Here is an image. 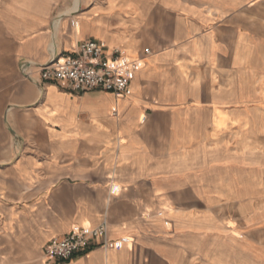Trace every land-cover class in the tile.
Instances as JSON below:
<instances>
[{
	"label": "crops",
	"instance_id": "crops-1",
	"mask_svg": "<svg viewBox=\"0 0 264 264\" xmlns=\"http://www.w3.org/2000/svg\"><path fill=\"white\" fill-rule=\"evenodd\" d=\"M0 22L20 76L5 92L0 264H187L224 194L253 190L236 152L256 123L264 140V0H0ZM87 39L141 57L124 96L20 73ZM102 222V243L42 258Z\"/></svg>",
	"mask_w": 264,
	"mask_h": 264
},
{
	"label": "rangeland",
	"instance_id": "rangeland-1",
	"mask_svg": "<svg viewBox=\"0 0 264 264\" xmlns=\"http://www.w3.org/2000/svg\"><path fill=\"white\" fill-rule=\"evenodd\" d=\"M56 18L53 17L51 26ZM19 79L0 22V166L5 164L6 151L15 146L4 116L5 92ZM245 133L237 143L236 164L238 173L247 168L252 174L253 190L224 194L221 206L213 211L217 226L209 233L200 253L190 256L187 264H264V140L260 138L262 129L258 123Z\"/></svg>",
	"mask_w": 264,
	"mask_h": 264
},
{
	"label": "built area",
	"instance_id": "built-area-1",
	"mask_svg": "<svg viewBox=\"0 0 264 264\" xmlns=\"http://www.w3.org/2000/svg\"><path fill=\"white\" fill-rule=\"evenodd\" d=\"M149 53V49H144L143 54ZM141 61L139 56L129 57L122 47L107 51L100 41L87 39L67 53L52 50L43 63L23 61L19 69L23 77L32 81L67 82L74 93L101 89L122 97L141 67ZM105 232V222H102L94 228H74L63 236H54L46 243L42 258L68 260L102 243Z\"/></svg>",
	"mask_w": 264,
	"mask_h": 264
},
{
	"label": "bare ground",
	"instance_id": "bare-ground-1",
	"mask_svg": "<svg viewBox=\"0 0 264 264\" xmlns=\"http://www.w3.org/2000/svg\"><path fill=\"white\" fill-rule=\"evenodd\" d=\"M73 9H76L75 6L73 7Z\"/></svg>",
	"mask_w": 264,
	"mask_h": 264
}]
</instances>
